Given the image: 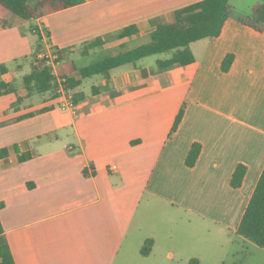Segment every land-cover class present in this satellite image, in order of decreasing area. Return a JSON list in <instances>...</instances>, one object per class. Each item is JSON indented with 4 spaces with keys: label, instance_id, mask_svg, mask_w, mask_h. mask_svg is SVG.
Returning <instances> with one entry per match:
<instances>
[{
    "label": "crops",
    "instance_id": "1",
    "mask_svg": "<svg viewBox=\"0 0 264 264\" xmlns=\"http://www.w3.org/2000/svg\"><path fill=\"white\" fill-rule=\"evenodd\" d=\"M198 1L85 0L31 22L6 25L0 18V66L9 68L1 79L17 88L0 96V150L9 153L0 159V224L16 264H125L134 248L136 264H173V246L161 249L155 229L144 234L148 221L133 228L146 198L166 206L171 218L191 224L198 218L237 233L264 170V32L239 25L249 15L231 17L220 37L193 44L191 65L160 72L163 59L145 58L101 76L89 94L84 79L76 114L52 101L12 109L26 94L24 59L38 39L31 27L48 31L65 61L87 67L72 57L102 49L114 57L147 45L151 22L171 24L176 10ZM133 25L139 32L120 38ZM98 39L101 46L85 51ZM137 39L146 41L132 47ZM228 54L235 61L224 73ZM194 143L202 152L189 168ZM17 144L33 157L20 162ZM239 164L247 173L237 189L231 180ZM150 239L153 253L142 257Z\"/></svg>",
    "mask_w": 264,
    "mask_h": 264
},
{
    "label": "trees",
    "instance_id": "2",
    "mask_svg": "<svg viewBox=\"0 0 264 264\" xmlns=\"http://www.w3.org/2000/svg\"><path fill=\"white\" fill-rule=\"evenodd\" d=\"M85 0H0V18L6 25L31 22L45 15L67 10L82 5ZM233 7L230 0H201L178 9L174 12V22L164 24L154 20L152 23L151 42L126 53L114 57H108L102 61L87 67H79L74 61H65L63 51L53 47L50 42V33L42 31L38 27H31L30 31L38 37L33 43L32 54L25 58L29 62L32 71L22 78V86L25 96H18L17 102L12 109L20 105H33L55 99L58 90L57 78L52 74L51 68L46 66V60L39 56L51 46L53 52L60 57L61 65L58 75L65 81L67 89L78 90L84 79L94 76L110 78L114 69L128 64H136L142 59L166 54L169 57L157 62L158 71H168L176 66L185 67L196 62L191 46L200 41L213 40L221 36L225 25L230 21ZM239 25L250 28L257 33L264 32V0L254 5L251 16L238 19ZM139 32L137 26H129L120 33V38L131 37ZM103 41L98 39L86 45L85 51L101 46ZM23 60V61H24ZM235 61L234 54H228L221 69L228 73ZM9 70L8 67L0 66V96L17 93V88L11 82L1 79ZM84 98L82 92H76L74 102L80 103ZM187 105L184 103L178 112L169 137L171 138L178 130L186 112ZM15 151L20 162H25L33 157L31 152L25 153L20 144L15 145ZM202 152V145L194 143L186 159V165L193 168ZM7 149L0 150V159L8 157ZM247 173V167L239 164L235 169L231 186L241 188ZM87 174V171L84 172ZM4 204H0V209ZM237 233L245 239L255 243L264 249V170L257 187L250 199ZM3 229L0 224V264H16L11 249L2 236ZM155 241L147 240L140 249L142 257H148L153 253ZM189 264H200L197 258Z\"/></svg>",
    "mask_w": 264,
    "mask_h": 264
},
{
    "label": "rangeland",
    "instance_id": "3",
    "mask_svg": "<svg viewBox=\"0 0 264 264\" xmlns=\"http://www.w3.org/2000/svg\"><path fill=\"white\" fill-rule=\"evenodd\" d=\"M261 0H230L233 7L232 19L238 14H246L251 16L254 5ZM146 40L137 39L132 41V47L140 45ZM130 44L128 48H130ZM113 51L102 49L87 57H82L76 54L72 57L78 65L85 66L98 62L104 58L113 55ZM169 56L166 54L152 56L145 59V63H153L157 58L166 59ZM32 70L30 63L25 64L24 74ZM101 76H95L85 79L82 90L89 94L93 86H98ZM54 104L59 105L58 101L50 100ZM151 211H156L152 213ZM166 206L159 203L153 204L146 198L139 209V213L134 221L133 228L141 227L148 221V228L144 234H148L155 229L157 231V239L161 249L169 248L171 245L175 250V261L173 264H189L192 258H197L200 264H264V249L257 246L255 243L244 239L234 231L220 229L211 223L203 222L196 218L193 224L185 223L184 220L177 217L171 218L166 213ZM145 212V213H143ZM169 215V216H168ZM175 226V239L172 240L171 232L167 226ZM157 222L154 228L152 223ZM172 226V227H173ZM134 239L133 237L130 240ZM139 241V238H138ZM135 247V246H134ZM135 257H126L125 264H136L133 259H139L137 250L134 248ZM193 258V259H194ZM191 259V260H190ZM189 262V263H188ZM152 264V263H150Z\"/></svg>",
    "mask_w": 264,
    "mask_h": 264
},
{
    "label": "built area",
    "instance_id": "4",
    "mask_svg": "<svg viewBox=\"0 0 264 264\" xmlns=\"http://www.w3.org/2000/svg\"><path fill=\"white\" fill-rule=\"evenodd\" d=\"M39 57L46 60V66L51 68L52 74L58 81L59 87L57 90V96L53 100L58 101L59 107L62 111L76 114L77 104L74 102V96L77 91L67 89L64 85L65 81L58 75V68L61 65V61L59 60L60 56L53 52L51 46H47V49L40 54Z\"/></svg>",
    "mask_w": 264,
    "mask_h": 264
}]
</instances>
